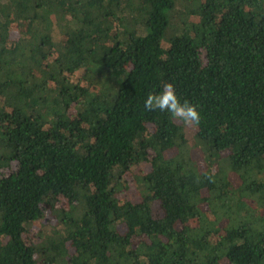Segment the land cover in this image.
<instances>
[{"label":"trees","instance_id":"1","mask_svg":"<svg viewBox=\"0 0 264 264\" xmlns=\"http://www.w3.org/2000/svg\"><path fill=\"white\" fill-rule=\"evenodd\" d=\"M0 264H264V0H0Z\"/></svg>","mask_w":264,"mask_h":264},{"label":"clouds","instance_id":"2","mask_svg":"<svg viewBox=\"0 0 264 264\" xmlns=\"http://www.w3.org/2000/svg\"><path fill=\"white\" fill-rule=\"evenodd\" d=\"M147 111L159 109L168 112L173 118L181 121L187 126H198L201 115L197 107L190 104L187 100L181 102L175 92V87L170 82H165L158 93H148L144 101ZM211 180V177H209Z\"/></svg>","mask_w":264,"mask_h":264},{"label":"rangeland","instance_id":"3","mask_svg":"<svg viewBox=\"0 0 264 264\" xmlns=\"http://www.w3.org/2000/svg\"><path fill=\"white\" fill-rule=\"evenodd\" d=\"M187 12H189L190 11V8L187 6V10H186ZM178 122H180V123H182L181 121H179L178 120ZM183 124V123H182ZM183 127H184V132H185V135H186V137L188 138V139H191L192 137H193V135L195 134V128L193 127V126H187V125H185V124H183ZM194 150L192 151V153H193V155H194V157L195 158H198L199 157V151H198V149L196 148V147H194L193 148ZM144 170L146 169V167H142ZM131 170H133V171H135L136 170V168L134 167H132V169ZM125 176H126V179L128 180V183L129 184H131L132 185V182L130 183V175H129V173H126L125 174ZM129 194L130 195H132V197H134V195L136 194L135 193V191H133V189L131 188L130 190H129ZM34 228H36V225H34L33 226Z\"/></svg>","mask_w":264,"mask_h":264}]
</instances>
